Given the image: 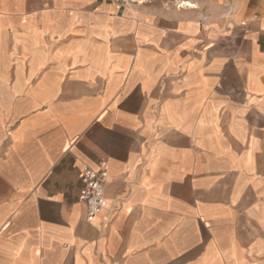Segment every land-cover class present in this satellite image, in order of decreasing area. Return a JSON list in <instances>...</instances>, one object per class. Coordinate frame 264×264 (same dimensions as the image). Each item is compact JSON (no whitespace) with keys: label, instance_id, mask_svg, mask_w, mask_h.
Wrapping results in <instances>:
<instances>
[{"label":"crops","instance_id":"1","mask_svg":"<svg viewBox=\"0 0 264 264\" xmlns=\"http://www.w3.org/2000/svg\"><path fill=\"white\" fill-rule=\"evenodd\" d=\"M188 3L0 0V264H264V0Z\"/></svg>","mask_w":264,"mask_h":264},{"label":"built area","instance_id":"2","mask_svg":"<svg viewBox=\"0 0 264 264\" xmlns=\"http://www.w3.org/2000/svg\"><path fill=\"white\" fill-rule=\"evenodd\" d=\"M119 6L129 7L143 5L147 0H104ZM170 2L175 8H192L188 1L160 0ZM106 175L104 172L84 166L81 171L80 200L85 204L88 219L93 220L106 207L105 198Z\"/></svg>","mask_w":264,"mask_h":264},{"label":"rangeland","instance_id":"3","mask_svg":"<svg viewBox=\"0 0 264 264\" xmlns=\"http://www.w3.org/2000/svg\"><path fill=\"white\" fill-rule=\"evenodd\" d=\"M148 1V0H147ZM156 1H159V2H162V3H165L169 6H171L170 2H166V1H160V0H156ZM177 1H181V0H177ZM182 1H189V0H182ZM147 3V2H146Z\"/></svg>","mask_w":264,"mask_h":264}]
</instances>
